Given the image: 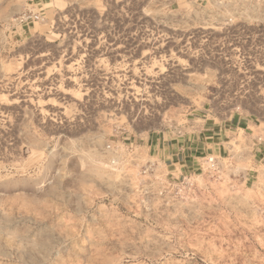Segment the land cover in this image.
I'll return each mask as SVG.
<instances>
[{
    "label": "rangeland",
    "instance_id": "1",
    "mask_svg": "<svg viewBox=\"0 0 264 264\" xmlns=\"http://www.w3.org/2000/svg\"><path fill=\"white\" fill-rule=\"evenodd\" d=\"M263 137L264 0H0V264H264Z\"/></svg>",
    "mask_w": 264,
    "mask_h": 264
},
{
    "label": "crops",
    "instance_id": "2",
    "mask_svg": "<svg viewBox=\"0 0 264 264\" xmlns=\"http://www.w3.org/2000/svg\"><path fill=\"white\" fill-rule=\"evenodd\" d=\"M253 125H255V121L252 118L232 114L224 121V124L212 125L209 132H201L202 134L198 136V146H185L184 143L181 144L182 146H179L178 143L170 146L167 144V148L173 147L168 157L164 156L165 144L159 140H152L148 147L150 150L156 151L159 159L161 157L168 167L174 166L175 169L179 167L181 173L190 170L194 172L196 162L199 161L201 156L221 154L224 151V136L228 137L232 133H245L251 130ZM255 150H258L259 155L264 159V137L263 144Z\"/></svg>",
    "mask_w": 264,
    "mask_h": 264
},
{
    "label": "built area",
    "instance_id": "3",
    "mask_svg": "<svg viewBox=\"0 0 264 264\" xmlns=\"http://www.w3.org/2000/svg\"><path fill=\"white\" fill-rule=\"evenodd\" d=\"M205 163L209 164V167L213 170H216V168L218 167V162H217V158L214 155H206L203 157Z\"/></svg>",
    "mask_w": 264,
    "mask_h": 264
},
{
    "label": "bare ground",
    "instance_id": "4",
    "mask_svg": "<svg viewBox=\"0 0 264 264\" xmlns=\"http://www.w3.org/2000/svg\"><path fill=\"white\" fill-rule=\"evenodd\" d=\"M134 72H135V70H134ZM134 78V77H133ZM135 80V79H134ZM134 80H133V82H134ZM131 82V81H130ZM130 84V83H129ZM133 84V83H132ZM131 86V85H130ZM134 87V86H133ZM130 89V88H129ZM135 90V89H134ZM40 112V111H39Z\"/></svg>",
    "mask_w": 264,
    "mask_h": 264
}]
</instances>
